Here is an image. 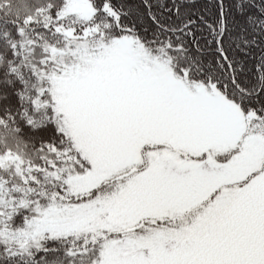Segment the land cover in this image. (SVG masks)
I'll list each match as a JSON object with an SVG mask.
<instances>
[{"label":"snow or ice","instance_id":"1","mask_svg":"<svg viewBox=\"0 0 264 264\" xmlns=\"http://www.w3.org/2000/svg\"><path fill=\"white\" fill-rule=\"evenodd\" d=\"M0 264H264V0H0Z\"/></svg>","mask_w":264,"mask_h":264}]
</instances>
